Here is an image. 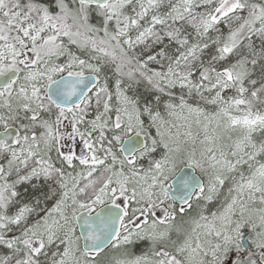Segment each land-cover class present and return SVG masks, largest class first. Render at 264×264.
Segmentation results:
<instances>
[{"label":"snow or ice","instance_id":"1","mask_svg":"<svg viewBox=\"0 0 264 264\" xmlns=\"http://www.w3.org/2000/svg\"><path fill=\"white\" fill-rule=\"evenodd\" d=\"M0 264H264V0H0Z\"/></svg>","mask_w":264,"mask_h":264}]
</instances>
